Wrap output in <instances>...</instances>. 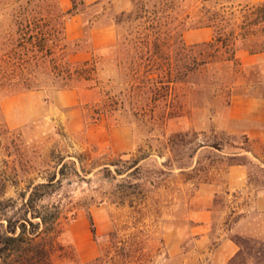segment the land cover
I'll use <instances>...</instances> for the list:
<instances>
[{
	"label": "rangeland",
	"instance_id": "obj_1",
	"mask_svg": "<svg viewBox=\"0 0 264 264\" xmlns=\"http://www.w3.org/2000/svg\"><path fill=\"white\" fill-rule=\"evenodd\" d=\"M26 1L0 0V69H35L39 86L18 92L14 77L0 81V202L19 207L22 194L65 165L54 197L63 247L54 264H212L195 245L190 201L201 184L222 181L231 156L250 160L248 183L264 188L261 163L230 146L260 126L253 119L264 115V53L250 54L240 40L235 73L213 64L195 72L191 48L213 38L216 12L233 13L240 31L242 12L264 0H76L81 12L64 25L38 23L51 29L50 55L20 66L2 59L22 53L16 18L45 8ZM48 4L55 15L72 5ZM84 61L96 65V86L64 89L67 65ZM214 208L218 223L227 212L223 193ZM235 264L254 261L243 254Z\"/></svg>",
	"mask_w": 264,
	"mask_h": 264
},
{
	"label": "trees",
	"instance_id": "obj_2",
	"mask_svg": "<svg viewBox=\"0 0 264 264\" xmlns=\"http://www.w3.org/2000/svg\"><path fill=\"white\" fill-rule=\"evenodd\" d=\"M48 1H26L27 4L31 2L44 3L45 8H42L41 5H35L30 11L26 9L24 13H20L21 16L27 12L29 16L28 19L21 17L20 21H17L19 18H16L15 23L19 34L16 40V48L21 49L22 53L8 52L2 59H10L9 55H11L13 62H17L21 66L36 63L50 55L51 50L46 44L50 40L48 37L52 36L51 29L43 30L39 28L38 23L44 22L46 24L48 22L45 25L47 27L50 22L61 18L64 25L69 18L79 14L81 9H78L76 0H71L72 5L69 9L60 15H55L52 13ZM81 4H83L82 1ZM241 16L240 31L234 26L233 22L236 17L233 13L227 14L224 11H219L211 17V26L214 28L213 38L207 43L191 48L193 52L191 62L195 72L200 66L213 64L220 69L219 71L229 67L235 73L238 65L236 59L237 44L240 40L246 42V50L250 54L264 53V28L259 31L252 29V27L264 24V3L246 8ZM255 37H260L262 41H253ZM65 42L68 43L66 39ZM10 70L5 72L0 69V81L9 82V76H12L16 80L12 81V84L17 87L21 85L20 89L17 90L18 92L38 90L39 86L35 84L38 74L35 69L22 68L14 71L10 68ZM96 73L97 69L93 61H84L75 69H71L67 65L62 74V79L65 82L64 89L69 88L70 82L90 84V88L95 87ZM243 139L246 143L230 146L239 151L249 152L248 139L246 137ZM201 146L199 145V147ZM212 147L219 150L217 144L212 145ZM235 158V156L229 157L232 162L228 165L251 164L248 159L245 162L236 163L234 162ZM103 171L111 174L109 165L105 166ZM261 171L264 172V169L261 168ZM58 174L60 176L56 179ZM58 174L44 183L34 185L27 194H22V202L19 207L13 200L0 202V264H54V256L63 250L58 241L62 204L61 200H55L54 197L59 195L63 187V179L66 176L65 165L61 166ZM75 174H77L76 171ZM111 178L114 179V177ZM132 186L140 187L138 184ZM261 186L264 187V182H261ZM90 224L92 226L91 231L95 234L91 219ZM231 240L238 246L239 250L230 259L229 264H235V261L243 254L252 259L254 264H264V241H256L238 235L233 236Z\"/></svg>",
	"mask_w": 264,
	"mask_h": 264
},
{
	"label": "crops",
	"instance_id": "obj_3",
	"mask_svg": "<svg viewBox=\"0 0 264 264\" xmlns=\"http://www.w3.org/2000/svg\"><path fill=\"white\" fill-rule=\"evenodd\" d=\"M253 120L260 126L246 135L249 154L264 167V153L260 152V147L264 146V115ZM220 193L225 195L227 212L217 223L214 199ZM228 215L235 217L229 223ZM189 220L193 222L191 229L196 247L208 251L212 264H227L239 250L230 235L264 238V188L251 189L245 165H227L221 182H208L198 187L190 201Z\"/></svg>",
	"mask_w": 264,
	"mask_h": 264
}]
</instances>
